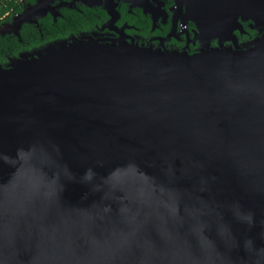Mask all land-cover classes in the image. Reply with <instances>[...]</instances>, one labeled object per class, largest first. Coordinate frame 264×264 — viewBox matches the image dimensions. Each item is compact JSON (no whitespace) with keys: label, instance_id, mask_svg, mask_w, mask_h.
Here are the masks:
<instances>
[{"label":"water","instance_id":"1","mask_svg":"<svg viewBox=\"0 0 264 264\" xmlns=\"http://www.w3.org/2000/svg\"><path fill=\"white\" fill-rule=\"evenodd\" d=\"M175 1L184 58L0 66V264H264V0Z\"/></svg>","mask_w":264,"mask_h":264},{"label":"flooded vegetation","instance_id":"2","mask_svg":"<svg viewBox=\"0 0 264 264\" xmlns=\"http://www.w3.org/2000/svg\"><path fill=\"white\" fill-rule=\"evenodd\" d=\"M19 8L0 16V26L5 27L0 33L4 37L0 46L3 67L14 58L35 56L54 43L90 38L189 54L200 47L194 24L183 23L184 9L175 0H22ZM22 13L28 20L18 26L14 17Z\"/></svg>","mask_w":264,"mask_h":264},{"label":"bare ground","instance_id":"3","mask_svg":"<svg viewBox=\"0 0 264 264\" xmlns=\"http://www.w3.org/2000/svg\"><path fill=\"white\" fill-rule=\"evenodd\" d=\"M246 45H247L246 52H250L253 50L250 48L249 44H246ZM46 50L48 54L42 59L51 57L50 54H52V55H55L56 59L61 61L63 59L67 60L70 57L76 56V55H80L82 58H91L95 56L104 57L105 55L108 54V52L110 53L121 52L122 54H127L132 51V47L128 45L126 41L111 42V43H99L95 41H90L86 49H79L77 47H69L65 41H61V42H58L55 46H52V45L47 46ZM137 51L141 56L144 55V53L150 54L151 52L150 49H144V48H137ZM226 52L235 53V52H232L229 47H227L224 50V52H221L217 48H213L208 53V56H211V57L219 56L222 53H226ZM157 54L160 55L161 53L158 51ZM201 54H204V52L202 51ZM238 54H243V52L241 53L238 52ZM168 56H180L184 58L186 57V53L184 52L178 53V51L174 50L166 54L164 57H168ZM11 62H13V64H20L21 60L18 58H14L11 60ZM0 73H2L3 75L2 77L0 76V80H3V81H9L15 76H17V74H13V73H10L9 71L2 70V69H0Z\"/></svg>","mask_w":264,"mask_h":264},{"label":"trees","instance_id":"4","mask_svg":"<svg viewBox=\"0 0 264 264\" xmlns=\"http://www.w3.org/2000/svg\"><path fill=\"white\" fill-rule=\"evenodd\" d=\"M12 9L14 11H19L20 10L19 4L17 2H13V1L6 2L5 5H2L0 7V16H2L7 11H11ZM249 24H250V21L242 22L243 29H244L243 33H239V31H235L239 42L248 41L258 34L255 29H252L249 26ZM25 33H27V32L25 31ZM21 34H22V32H21ZM3 39H4V37H1V35H0V46H2Z\"/></svg>","mask_w":264,"mask_h":264},{"label":"built area","instance_id":"5","mask_svg":"<svg viewBox=\"0 0 264 264\" xmlns=\"http://www.w3.org/2000/svg\"><path fill=\"white\" fill-rule=\"evenodd\" d=\"M9 1L17 2L18 4H20V2H21L22 0H0V7H1L2 5H5L6 2H9Z\"/></svg>","mask_w":264,"mask_h":264},{"label":"rangeland","instance_id":"6","mask_svg":"<svg viewBox=\"0 0 264 264\" xmlns=\"http://www.w3.org/2000/svg\"><path fill=\"white\" fill-rule=\"evenodd\" d=\"M109 9L111 10V8H110V7H109ZM182 21H183V23H185L184 19H183ZM35 55H36V53H35ZM33 56H34V55H33ZM28 57L30 58V57H32V56H28Z\"/></svg>","mask_w":264,"mask_h":264}]
</instances>
